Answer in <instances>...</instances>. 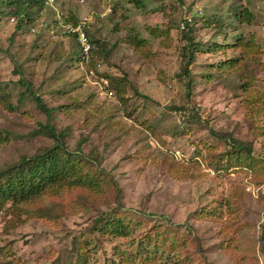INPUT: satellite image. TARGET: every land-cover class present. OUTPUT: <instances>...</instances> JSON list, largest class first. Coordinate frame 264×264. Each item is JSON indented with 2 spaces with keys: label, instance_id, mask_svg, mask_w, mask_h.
I'll list each match as a JSON object with an SVG mask.
<instances>
[{
  "label": "rangeland",
  "instance_id": "rangeland-1",
  "mask_svg": "<svg viewBox=\"0 0 264 264\" xmlns=\"http://www.w3.org/2000/svg\"><path fill=\"white\" fill-rule=\"evenodd\" d=\"M84 1L58 0V6L77 20L93 18L89 33L106 50L97 73L127 76L123 99L114 98L110 85L105 90L89 79L92 67L74 58L71 38H51V8L37 19L39 31L25 19L17 32L15 7L0 4V95L10 94L16 108L8 111L0 102V132L9 133L0 143V170L52 146L53 140L33 134L48 122L67 131L65 146L84 174L102 173L98 191L59 187L24 204H7L0 213V263L144 264L129 258L133 242L157 236L169 237L170 251L154 264L168 258L167 264H264V0H141V8L134 0ZM109 8L106 19L97 17ZM245 10L253 16L249 23L236 17ZM189 14L203 49L183 82L178 74L186 43L176 32ZM168 28L172 42L151 34ZM132 30L148 45L127 43ZM241 36L255 47L240 45ZM216 42L236 48L215 53L221 46ZM227 56L237 58L236 66L218 75L217 64ZM21 78L56 108L49 119L34 97L20 102L26 91ZM175 107H186L194 119L184 123ZM236 141L252 148L250 158L222 163ZM104 213L126 218L131 236L95 229Z\"/></svg>",
  "mask_w": 264,
  "mask_h": 264
},
{
  "label": "trees",
  "instance_id": "trees-1",
  "mask_svg": "<svg viewBox=\"0 0 264 264\" xmlns=\"http://www.w3.org/2000/svg\"><path fill=\"white\" fill-rule=\"evenodd\" d=\"M44 1L45 0H0V4L3 5V8L6 7L7 9H11V7L13 6L15 7L16 10H14V15L19 19V22L16 26L17 32L23 29V23H25V19L27 22L26 25L33 27V32H37V30L39 31L40 29L37 28L38 25L36 23L39 21L37 19L41 17V14L45 9ZM134 1L136 2L137 7L141 8L143 6L141 0ZM29 7L36 8L37 10L32 9L34 13L31 12V10L30 12H28L27 10ZM4 13L5 12L0 9V18ZM9 14H11V10ZM33 14H35L36 16H34ZM75 16L76 15L72 13V18H70L69 21L76 22L77 19ZM236 17L237 20L244 21L246 23H249L251 22V20H253V16L248 10H245L242 13L240 11H237ZM183 21L184 20L182 19L181 22ZM213 21L215 20L213 19L212 22ZM195 24L196 22L193 19L191 23L186 22L185 29L181 30L180 23L179 28L176 32L177 35L179 34L180 36L179 43H186V45L182 48V55L185 58V62L183 61V63H181L180 72L178 74V79L183 82H186L187 77L190 75L189 68L196 61V53L201 52L203 49L202 44L195 38ZM41 29L46 30L43 28ZM151 34L157 38L162 37L164 34V36L166 37V41H173L171 38L172 31L169 28L166 30H161V32H157V30H155L152 31ZM90 37L93 43L96 45V50L93 52L90 67L95 68L96 62L100 58V55L106 52V50L104 48L105 44H103L95 36H91V34ZM127 38L129 39L126 42L134 47L142 49L148 45V40L142 38L136 30H132L131 35ZM71 39L75 45L74 58H76V60L81 63L82 58L80 46L75 37H72ZM236 40L240 42V45L252 48L255 47L253 40H247L245 43H243V36L237 38ZM239 44L237 43V45ZM216 45L221 46H219L218 48H216L217 46L214 47L213 51L211 50L212 52L219 53V48L222 47L224 49H227L231 47V45L232 47L236 48L233 44H231V42H227L226 45L216 42ZM112 47V50H114L116 45ZM109 53L110 50L107 46V57L109 56ZM235 62H237V58H230L227 56L224 61H221L217 64L216 72L218 71V75L221 74V72L219 71H222V69L232 68L236 66ZM18 72L21 73L20 69ZM106 78L108 81H110V87L111 89L113 87L116 93V97L123 99L128 89L127 86L129 80L127 76H124L123 78H117L116 76H106ZM22 79L23 78H21V80L19 81V85L25 86L26 91L21 93L20 102L22 103L26 99V95H29L32 98L34 97L38 110L41 113L45 114L49 119L50 115L56 111V108H48L43 100L40 97L35 96L34 93L30 90L29 84L27 83L28 81ZM187 88H190V82L187 83ZM109 89L110 88H108V90ZM2 95H4L5 97L1 98V104H3V106L7 108L8 111H15L16 108L11 103L12 100L10 98V94H6L4 90V94H1L0 97ZM9 99L11 101H9ZM173 109H175L177 114H181V117H183L184 119V123L185 121L190 122V119H194L195 117L189 109L185 111L186 107H175ZM38 128L39 129L36 130L33 134L44 135L54 142L52 146L40 150V152L36 153L35 155L31 157L22 156L17 162L8 165L0 170V213L4 212V207L9 203H12L13 205L24 204L29 201L42 198L49 192H55V189H58L59 187H85L92 191H98L101 189L102 173L100 172V174H94L89 172L87 173V175L84 174L83 171L79 168L81 161L76 160L77 156L73 155V153L67 150L64 143V138L67 132L66 130L59 131L57 130L56 126L51 125L48 122L39 123ZM8 137V132H0V143H6L8 141ZM236 143L237 145H235L234 147L235 151L231 154H225L226 156H228V161L225 160L223 156L220 157L222 163H228L229 161H232L236 165L243 164L250 158L249 155L252 152V148H247L245 145L240 144V142L238 141H236ZM235 153L237 155H235L234 157L233 154ZM229 164L233 165L231 162L226 165ZM231 167L233 166L226 168V170ZM125 219L126 218L119 217L115 213H104L98 216L93 224L96 225L95 229H97L101 233L107 232L109 234H113L116 237H130V224H128ZM158 238L159 237L157 236H148L147 238L142 237L138 241V243L133 242V245H136V249L135 252L130 254L129 258L135 260V258L140 257L144 264H154L155 262H157L158 257L163 259V257H165L170 251V248L169 250L167 248L170 245L168 243L169 237H165L163 240L164 242L158 240ZM262 249L264 252V236ZM168 259L164 262L165 264L168 263ZM119 264L124 263L122 262ZM174 264H176V262H174Z\"/></svg>",
  "mask_w": 264,
  "mask_h": 264
},
{
  "label": "built area",
  "instance_id": "built-area-1",
  "mask_svg": "<svg viewBox=\"0 0 264 264\" xmlns=\"http://www.w3.org/2000/svg\"><path fill=\"white\" fill-rule=\"evenodd\" d=\"M81 2L84 3V0H82ZM46 4L54 8L56 5V0H47ZM55 11L57 23L53 27L54 30L51 31V38L53 40H65L75 37L81 49V64H83L84 66H89L92 61L93 52L96 50V45L93 43L89 34V30L91 29V25L93 23V18L86 16L76 22H73L69 21V15L66 14V12L60 9H55ZM112 12L113 10L109 8L104 12L99 13L97 17L101 20H104ZM183 20L184 21L181 22L180 25L181 30L185 29L186 22H192L193 17L189 14L186 15ZM99 67L100 64L98 63L96 65V68H89L88 77L90 80H94L96 83H100V85H103L105 90H107L110 85L109 81L106 78L100 77L98 75L97 70ZM112 95L114 96V98H116V95H114L113 93Z\"/></svg>",
  "mask_w": 264,
  "mask_h": 264
},
{
  "label": "clouds",
  "instance_id": "clouds-1",
  "mask_svg": "<svg viewBox=\"0 0 264 264\" xmlns=\"http://www.w3.org/2000/svg\"><path fill=\"white\" fill-rule=\"evenodd\" d=\"M82 1V0H81ZM46 2H47V0H45L44 1V5H45V8H51L53 11L52 12H54L55 13V15L53 16L54 17V21H55V24L57 23V21H56V11H55V9H60V10H62V11H64L61 7H59L58 6V0H56V5H55V7L53 8V7H50V6H48L47 4H46ZM82 3V2H81ZM84 3H85V1H84ZM84 3H82V4H84ZM67 11V10H66ZM66 11H64V12H66ZM72 13H73V11H69L68 13L66 12V14H68L69 15V19L70 18H72ZM41 16H42V14H41ZM78 21V20H77ZM66 40V39H65ZM60 41H64V40H60Z\"/></svg>",
  "mask_w": 264,
  "mask_h": 264
}]
</instances>
